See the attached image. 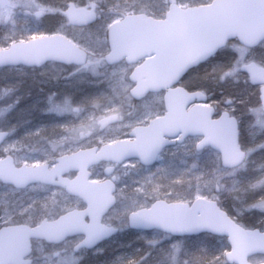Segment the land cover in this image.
I'll list each match as a JSON object with an SVG mask.
<instances>
[{"label": "rangeland", "instance_id": "rangeland-1", "mask_svg": "<svg viewBox=\"0 0 264 264\" xmlns=\"http://www.w3.org/2000/svg\"><path fill=\"white\" fill-rule=\"evenodd\" d=\"M70 1L84 6L97 3L100 19L88 26H67L62 11L68 1L10 0L9 7L0 9V49L48 31L44 34L59 33L87 53L84 65L46 62L38 67H0V131L6 133L0 144V158L10 155L15 166L51 165L56 156L132 139L128 133L134 126L162 114V93H150L140 100L129 95L132 64L124 60L106 64L103 57L108 52L107 28L113 21L130 13L162 18L169 1ZM172 1L185 7L210 0ZM249 62L264 67V40L253 48L230 41L209 60L189 70L179 84L206 93L217 113L224 108L225 99H232L228 110L238 118L247 140L261 138L259 147L248 148L249 157L255 161L264 149V113L258 86L251 85L248 74L241 69ZM197 140L188 137L166 147L151 166H143L137 159L91 166L90 180L113 177L115 185L116 202L102 222L125 231L127 214L156 199L191 202L202 197L215 200L241 225L264 229V170L258 163L248 164L247 147L243 146L247 161L225 169L220 166L217 152L195 150ZM109 166L113 172L106 176L103 171ZM74 175L65 174L68 178ZM84 208L80 198L62 187L34 183L16 189L0 182V227L34 226L43 218L53 220L66 211ZM136 234L151 248L149 258L136 264H229L223 256L228 247L221 237L199 234L175 238L157 231ZM81 239L80 235L72 236L58 244L33 239L29 255L32 264H81L88 251L73 250ZM249 260L261 262L264 257L255 255Z\"/></svg>", "mask_w": 264, "mask_h": 264}, {"label": "water", "instance_id": "water-1", "mask_svg": "<svg viewBox=\"0 0 264 264\" xmlns=\"http://www.w3.org/2000/svg\"><path fill=\"white\" fill-rule=\"evenodd\" d=\"M163 18L144 13L127 14L107 29V64L122 59L136 64L129 74L133 87L129 94L140 99L149 92L163 91L162 115L146 125L133 127L131 140H117L100 147L80 149L55 157V164L20 165L10 155L0 158V181L15 188L31 183L60 186L84 203L82 210L68 211L56 219H42L35 226L25 224L0 227V264H31L28 255L31 239L59 243L68 236L82 234L74 250L91 249L117 232V228L101 222L114 205V184L110 179L89 180V167L100 161L121 163L135 158L151 165L161 150L181 143L188 136L200 139L195 149L210 147L220 156L224 168L238 166L245 158L238 142L234 116L222 111L214 117V108L206 103L207 96L199 90L188 91L178 82L193 67L205 62L228 40L236 39L247 47L264 39V0H211L208 3L180 7L169 0ZM10 5L0 0V8ZM99 5L78 6L68 2L63 15L66 25L86 26L100 18ZM86 52L60 34L41 35L16 41L0 49V67L41 66L53 61L66 65H82ZM139 62V63H138ZM249 82L259 85V102L264 111V68L254 63L242 66ZM228 99L225 104H229ZM6 133L0 131V144ZM75 172L73 178L64 175ZM112 168H106L108 175ZM128 227L136 231L158 230L174 237L207 233L224 237L229 249L224 253L228 263L253 264L248 257L264 254V231L243 228L215 201L195 198L191 203L167 202L157 199L148 207L127 215ZM264 264V262L257 263Z\"/></svg>", "mask_w": 264, "mask_h": 264}, {"label": "trees", "instance_id": "trees-1", "mask_svg": "<svg viewBox=\"0 0 264 264\" xmlns=\"http://www.w3.org/2000/svg\"><path fill=\"white\" fill-rule=\"evenodd\" d=\"M63 1L70 0H54V2L60 4H62ZM80 2L83 3L84 1L80 0ZM45 32L48 31L41 33ZM257 138H260V136H257ZM260 139L249 142L245 137V133H240V143L246 145L247 148L252 147L255 149L259 147ZM248 151L251 150L248 149ZM259 154L262 155L261 158H263L264 149L261 150ZM260 159L252 161L250 156L249 160L246 161L249 165L258 163V167L264 170V158L262 161H260ZM136 235V232L130 229L119 231L114 237L98 245V251H88L87 255L81 261V264H136L137 262L148 259L151 254L150 245L145 243L141 238L136 237Z\"/></svg>", "mask_w": 264, "mask_h": 264}, {"label": "flooded vegetation", "instance_id": "flooded-vegetation-1", "mask_svg": "<svg viewBox=\"0 0 264 264\" xmlns=\"http://www.w3.org/2000/svg\"><path fill=\"white\" fill-rule=\"evenodd\" d=\"M232 103H233V102H231V103L225 105V104H224V101H223V104L225 105L224 110H227V111H228V109L231 107ZM229 112H230V111H229ZM238 126H239V131H240V133H241V132L243 133V131L240 130V123H239V120H238ZM240 133H239V139H240ZM244 133H245V132H244Z\"/></svg>", "mask_w": 264, "mask_h": 264}]
</instances>
